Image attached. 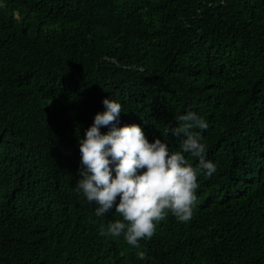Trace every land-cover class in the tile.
Listing matches in <instances>:
<instances>
[{
	"label": "trees",
	"instance_id": "16d2710c",
	"mask_svg": "<svg viewBox=\"0 0 264 264\" xmlns=\"http://www.w3.org/2000/svg\"><path fill=\"white\" fill-rule=\"evenodd\" d=\"M107 97L174 151L179 114L209 124L217 173L189 222L141 241L145 264H264V0H0V264H142L75 191Z\"/></svg>",
	"mask_w": 264,
	"mask_h": 264
},
{
	"label": "clouds",
	"instance_id": "9594fccd",
	"mask_svg": "<svg viewBox=\"0 0 264 264\" xmlns=\"http://www.w3.org/2000/svg\"><path fill=\"white\" fill-rule=\"evenodd\" d=\"M103 111L78 136L80 162L75 191L95 217L111 212L118 219L99 225L98 235L123 238L136 250L138 260H148L141 241L155 235L157 225L171 214L179 223L189 222L197 207L198 177L212 178L217 165L207 158V144L199 132L207 120L191 109L170 123L167 133L179 138L178 150L154 136L150 141L136 123H120L125 111L121 102L104 98ZM106 128V131H101ZM190 154L198 163L193 166Z\"/></svg>",
	"mask_w": 264,
	"mask_h": 264
}]
</instances>
